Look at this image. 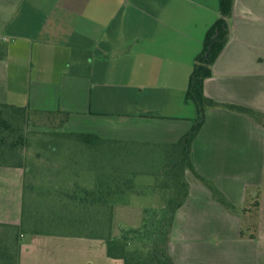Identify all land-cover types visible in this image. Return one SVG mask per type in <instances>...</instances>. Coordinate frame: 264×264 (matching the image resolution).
<instances>
[{
  "label": "crops",
  "instance_id": "obj_1",
  "mask_svg": "<svg viewBox=\"0 0 264 264\" xmlns=\"http://www.w3.org/2000/svg\"><path fill=\"white\" fill-rule=\"evenodd\" d=\"M218 18L219 0H0V105L69 114L52 128L72 152L61 171L87 179L55 192L93 193L90 208L138 229L186 182L169 245L175 264H264V0H234L229 39L204 83L206 97L254 116L209 109L192 168L179 167L175 146L197 117L185 94ZM25 179L23 167L0 164L1 227L21 225ZM243 222L254 226L245 235ZM20 236L19 264H124L101 239Z\"/></svg>",
  "mask_w": 264,
  "mask_h": 264
},
{
  "label": "trees",
  "instance_id": "obj_2",
  "mask_svg": "<svg viewBox=\"0 0 264 264\" xmlns=\"http://www.w3.org/2000/svg\"><path fill=\"white\" fill-rule=\"evenodd\" d=\"M233 4L234 0H219V18L207 31L202 51L194 60L185 101L194 104L197 117L191 129L175 145L182 149L179 167L183 170L186 167L192 168L190 161L191 146L206 121V113L209 109L224 108L244 113L251 117L254 116L253 112L247 108L218 103L206 97L204 93V83L212 75V65L229 39L228 22L232 16ZM6 55V44H0V59L6 57ZM0 108L11 109L20 115L37 117L41 124L48 128H61L69 120V114L65 112L36 113L26 107L17 108L7 105H0ZM31 122L34 126H38L37 120H31ZM1 124L4 123L0 120V126ZM79 137L97 139L93 135H81ZM197 177L205 184L210 185L209 182L200 176ZM211 189L214 198L219 203L233 212L236 211L221 192L213 186H211ZM187 195L188 185L184 182L179 187L178 193L171 197L166 208L147 210L144 225L151 224V229L126 230L120 237H113L112 210H93V208L89 207V205L91 206L89 200L93 199L94 194L75 192L73 196L71 195V198L74 201L80 198V201L78 203L75 202V210L67 214L69 221L66 224L75 232L73 233L74 235L103 240L107 247L108 257L122 260L124 264H175L169 252L171 232L176 212L184 203ZM99 214L101 215L100 218H94L95 215L98 216ZM97 226L100 229L98 228L97 230ZM253 228V224L246 225V230L244 231L243 228L242 235H245L244 232L251 231ZM99 230L101 231L100 233H98ZM135 237H138L143 246L140 249L135 248L133 250L135 242L138 241ZM0 264H19V244L17 241L10 246L8 244L2 245L0 241Z\"/></svg>",
  "mask_w": 264,
  "mask_h": 264
},
{
  "label": "rangeland",
  "instance_id": "obj_3",
  "mask_svg": "<svg viewBox=\"0 0 264 264\" xmlns=\"http://www.w3.org/2000/svg\"><path fill=\"white\" fill-rule=\"evenodd\" d=\"M0 44L5 45L1 40ZM0 120L4 123L0 126V164L21 166L26 171L23 220L20 226H0L2 245L10 246L19 242L20 235L35 232L74 235L66 224L69 221L67 214L75 210L74 204L64 203L65 196L74 193L55 192V189L83 183L87 178L62 173L61 169L69 163V154H72L69 145L65 144L66 138L52 128L34 126L31 120L39 118L20 115L11 109L0 108ZM246 225L243 222L244 231ZM131 227L114 224L112 233L121 236L128 229L152 228L149 223L137 226L138 229ZM135 238L138 241L133 250L143 246L138 237Z\"/></svg>",
  "mask_w": 264,
  "mask_h": 264
}]
</instances>
